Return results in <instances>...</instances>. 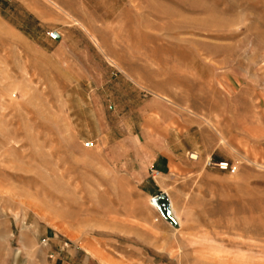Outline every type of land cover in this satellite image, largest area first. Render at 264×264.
Returning a JSON list of instances; mask_svg holds the SVG:
<instances>
[{
  "label": "rangeland",
  "instance_id": "obj_1",
  "mask_svg": "<svg viewBox=\"0 0 264 264\" xmlns=\"http://www.w3.org/2000/svg\"><path fill=\"white\" fill-rule=\"evenodd\" d=\"M101 260L264 264V0H0V264Z\"/></svg>",
  "mask_w": 264,
  "mask_h": 264
},
{
  "label": "water",
  "instance_id": "obj_2",
  "mask_svg": "<svg viewBox=\"0 0 264 264\" xmlns=\"http://www.w3.org/2000/svg\"><path fill=\"white\" fill-rule=\"evenodd\" d=\"M52 36L55 39L59 38V35L56 32L52 33ZM151 202L167 220L176 224V221L170 210V204L166 193L161 192L158 195H155L151 198Z\"/></svg>",
  "mask_w": 264,
  "mask_h": 264
},
{
  "label": "built area",
  "instance_id": "obj_3",
  "mask_svg": "<svg viewBox=\"0 0 264 264\" xmlns=\"http://www.w3.org/2000/svg\"><path fill=\"white\" fill-rule=\"evenodd\" d=\"M206 165L209 167L217 168L222 171H230L231 173L235 171L234 168L231 165H229V163L226 161L213 162L210 159H208Z\"/></svg>",
  "mask_w": 264,
  "mask_h": 264
},
{
  "label": "bare ground",
  "instance_id": "obj_4",
  "mask_svg": "<svg viewBox=\"0 0 264 264\" xmlns=\"http://www.w3.org/2000/svg\"><path fill=\"white\" fill-rule=\"evenodd\" d=\"M111 62V61H110ZM114 65V64H113ZM116 65V64H115ZM117 67H118V65H116ZM120 67V66H119ZM128 76V75H127ZM130 78V77H129ZM162 97V96H161ZM162 98H164L165 99V97H162ZM7 124V123H6ZM15 137V136H14ZM192 157H196L195 155H193ZM151 200V199H150ZM151 204H152V202H151ZM169 204H170V210H171V213H172V215L174 214V210H173V206H172V202H171V200H169ZM153 205V204H152Z\"/></svg>",
  "mask_w": 264,
  "mask_h": 264
},
{
  "label": "crops",
  "instance_id": "obj_5",
  "mask_svg": "<svg viewBox=\"0 0 264 264\" xmlns=\"http://www.w3.org/2000/svg\"><path fill=\"white\" fill-rule=\"evenodd\" d=\"M19 5H25V4H22V3H20ZM55 39V38H54ZM64 245H67V243H64ZM65 247V246H64ZM101 262L103 263V264H108V262H106V261H104V260H101Z\"/></svg>",
  "mask_w": 264,
  "mask_h": 264
}]
</instances>
